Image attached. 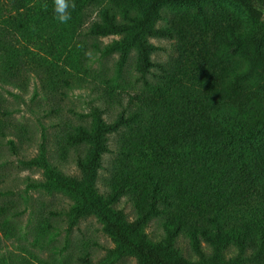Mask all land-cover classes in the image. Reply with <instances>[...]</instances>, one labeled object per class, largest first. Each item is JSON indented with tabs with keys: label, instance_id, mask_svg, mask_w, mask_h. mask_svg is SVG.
Listing matches in <instances>:
<instances>
[{
	"label": "trees",
	"instance_id": "obj_1",
	"mask_svg": "<svg viewBox=\"0 0 264 264\" xmlns=\"http://www.w3.org/2000/svg\"><path fill=\"white\" fill-rule=\"evenodd\" d=\"M99 1L74 0L71 21L59 24L54 0H13L12 16L3 17L0 9V22L38 43L54 67L75 51L67 31L74 33L85 9ZM208 1L108 0L102 22L89 28L93 36L120 37L104 54L119 52L126 62L135 50L143 76L154 67L151 37L178 39L182 66L180 79L165 73L149 96L136 97L151 116L124 135L108 192L97 188L96 179L110 151L109 135L135 118L122 114L107 123L95 109L89 126L69 135L70 145L89 146L78 162L79 177L57 173L43 157L30 163L45 171L43 188L75 199L74 223L98 217L116 244L114 258L133 256L138 264H258L264 255V0H221L231 9L216 0L213 12H201ZM177 5L186 11L157 29L160 9ZM129 192L136 210L132 221L118 208ZM156 219L162 233L151 238L147 229ZM182 237L189 257L180 248Z\"/></svg>",
	"mask_w": 264,
	"mask_h": 264
},
{
	"label": "rangeland",
	"instance_id": "obj_2",
	"mask_svg": "<svg viewBox=\"0 0 264 264\" xmlns=\"http://www.w3.org/2000/svg\"><path fill=\"white\" fill-rule=\"evenodd\" d=\"M12 1L0 0L5 18L13 14ZM215 1L204 4L201 12H213ZM106 8L108 0H100L85 9L80 27L66 33L75 51L54 67L49 64L53 59L38 49V43L28 42L0 22V264H138L133 256H112L116 244L95 215L74 223L75 199L63 191L43 188L45 171L30 164L43 157L57 173L79 177L78 162L89 146L70 145L69 135L77 127L89 126V115L95 109L107 123L122 114L126 119L135 118L109 135L110 151L102 157L96 179L97 188L108 192L124 135L137 124L146 125L151 116L136 97L144 100L149 96L150 86H159L165 73L178 79L182 76L176 38H149L156 47L151 55L154 67L144 76L137 71L135 50L126 62L119 52L104 54V48L120 37L93 36L89 28L102 22ZM184 11L186 7L181 5L161 8L155 27H169L172 18ZM117 18L123 22L122 16ZM118 208L130 221L135 218L131 192L121 198ZM147 232L151 238L162 233L157 219ZM202 246L208 248L205 242ZM180 248L185 257L190 256L185 237ZM258 264H264V255Z\"/></svg>",
	"mask_w": 264,
	"mask_h": 264
},
{
	"label": "clouds",
	"instance_id": "obj_3",
	"mask_svg": "<svg viewBox=\"0 0 264 264\" xmlns=\"http://www.w3.org/2000/svg\"><path fill=\"white\" fill-rule=\"evenodd\" d=\"M75 7L74 0H54L53 11L59 24H68L71 19V11Z\"/></svg>",
	"mask_w": 264,
	"mask_h": 264
}]
</instances>
